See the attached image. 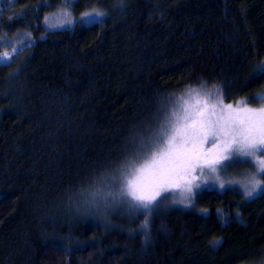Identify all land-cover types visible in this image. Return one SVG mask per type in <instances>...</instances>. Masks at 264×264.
<instances>
[{
  "label": "trees",
  "instance_id": "16d2710c",
  "mask_svg": "<svg viewBox=\"0 0 264 264\" xmlns=\"http://www.w3.org/2000/svg\"><path fill=\"white\" fill-rule=\"evenodd\" d=\"M66 3L0 5V53L20 47L0 64V264L263 259L264 174L251 198L206 187L180 207L163 194L147 236L143 210L98 198L116 196L112 174L188 89L264 104L253 98L264 91V0H75L73 24L49 28ZM93 9L106 15L79 22Z\"/></svg>",
  "mask_w": 264,
  "mask_h": 264
},
{
  "label": "snow or ice",
  "instance_id": "6c2138e0",
  "mask_svg": "<svg viewBox=\"0 0 264 264\" xmlns=\"http://www.w3.org/2000/svg\"><path fill=\"white\" fill-rule=\"evenodd\" d=\"M66 2L71 4L72 0ZM105 15L93 9L82 13L79 22L92 24ZM72 23L71 14L64 11L55 26ZM16 51L18 49H14ZM0 60L7 66L8 54L0 56ZM259 71L264 73V64ZM219 93L216 86L207 90L188 89L186 95L192 102L184 96L179 97L178 106L164 116L152 135L141 139L133 159L112 174L110 182L119 185L117 196L132 208L143 210L145 220L140 227L146 236L149 227L147 213L164 198L163 194L181 189L179 202H191L193 187H199V184H193L197 178L192 176L197 169L201 174L205 168L215 173L218 165L239 156L253 158L257 173H264V108H250L243 100L225 104ZM253 98L264 100V91ZM206 144L211 148H206ZM248 183L251 189L245 192V196L251 197L262 182L253 177ZM107 195L113 194L109 192Z\"/></svg>",
  "mask_w": 264,
  "mask_h": 264
},
{
  "label": "rangeland",
  "instance_id": "374dc122",
  "mask_svg": "<svg viewBox=\"0 0 264 264\" xmlns=\"http://www.w3.org/2000/svg\"><path fill=\"white\" fill-rule=\"evenodd\" d=\"M74 1L75 0H72L71 4L69 3L63 4V6L60 7L55 13L48 15L45 20L46 25L49 28H59V27L69 26L68 24H65L63 26H55L59 24V20L62 18V13L64 11H67L71 14L72 20L74 22L75 18L73 17L69 9V7L74 4ZM1 2L2 0H0V5H1ZM19 48H20L19 46H15L12 49L5 50L2 53H0V56L7 53L9 57L8 61H10L12 55L15 53L14 49L19 50ZM1 63H6V62L3 60H0V64ZM189 100H190L189 102L191 103L192 102L191 99ZM241 100L245 101L244 99H240L238 101H241ZM236 102L227 103V104H235ZM245 103L250 108H255V109L264 108V104L254 105V104L247 103L246 101ZM175 108L176 106L173 105L172 111ZM205 147L211 148V145L206 144ZM262 174L264 173H257V165L253 158L234 156L231 161L225 162V164L223 165H218L217 171L215 173H212L207 168H205L203 174H201L199 169H197L194 173H192V176H195L197 178L193 181V184L194 185L199 184V187H195V186L193 187V192L190 197V200H191L190 203H188L187 201L185 203L179 202L181 199V189H175L166 194L168 195L169 201L171 204L180 206V207H191L194 202L195 193L198 189H202L206 187L223 189L228 186H235V187H238V189L245 195V192L251 189V185L248 183V181H250L253 177H255V179L260 180L262 182V179H261ZM192 176H189L188 178L191 179ZM221 184H223V187H221ZM262 189H263V182L261 183L260 187L257 189V191L253 193L251 197L256 196L258 193L261 192ZM251 197H247V198H251ZM102 198L103 199L98 198V200H100L99 202L106 203V200H107V202L109 203L110 202L114 203L115 201V204H120V205L124 204L121 201V198L117 196V194L115 197L113 196L111 197V196H108L107 193H104V196H102ZM91 208L94 209L95 206H92ZM106 208L109 209L110 205H107ZM249 264H264V258L261 259L260 261L251 262Z\"/></svg>",
  "mask_w": 264,
  "mask_h": 264
}]
</instances>
